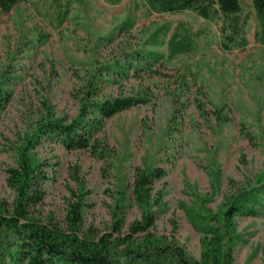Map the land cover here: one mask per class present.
Segmentation results:
<instances>
[{"label":"rangeland","instance_id":"1","mask_svg":"<svg viewBox=\"0 0 264 264\" xmlns=\"http://www.w3.org/2000/svg\"><path fill=\"white\" fill-rule=\"evenodd\" d=\"M239 2L249 16L246 45L229 52L220 48L219 15L156 14L143 0H25L0 10V94L7 97L0 100V200L13 201L7 169L40 120L70 122L87 98L140 97L146 102L104 120L87 149L68 150L55 137L35 141L29 153L49 173L38 212L63 223L74 193L82 196L85 229L101 235L119 221L127 234L142 219L131 196L135 170L160 168L151 239L198 261L202 223L264 181V45L251 0ZM176 34L189 51L168 58ZM136 51L164 60L124 78L106 74L107 66L134 62ZM258 201L249 205L256 215L232 219L224 242L232 264H264V193Z\"/></svg>","mask_w":264,"mask_h":264},{"label":"trees","instance_id":"2","mask_svg":"<svg viewBox=\"0 0 264 264\" xmlns=\"http://www.w3.org/2000/svg\"><path fill=\"white\" fill-rule=\"evenodd\" d=\"M25 0H0V10L10 11ZM148 11L156 14H180L190 11L204 20L221 17L219 26L220 48L229 52L246 45L248 14L244 13L239 0H143ZM258 23L256 40L264 45V0H251ZM66 14H60V22ZM168 58L186 54L189 41L172 35L167 43ZM134 61L127 64L107 66L106 74L124 78L133 70L135 74L164 60L158 53L140 51L129 54ZM94 83L88 86V97L93 95ZM95 86V85H94ZM97 87H95L96 89ZM95 91V90H94ZM6 96L0 94V100ZM146 102L140 97H115L101 101L85 102L78 116L66 122L52 115L40 120L35 135L17 149L14 167L7 169V184L14 191L11 203L0 200V264H232L225 240L232 235L235 215H256L250 204L259 205L258 195L264 193V181L249 191L237 193L229 200L222 213L215 214L202 223L204 234L201 240L202 252L198 261H192L184 250L171 244L151 239L149 230L154 223L152 207L160 204V193L154 191V182L165 176L160 168L136 169L131 186V196L142 211V219L130 225L128 233L121 234V222L116 221L111 232L101 235L92 229H85L82 196L73 193L67 205L63 223L51 219L42 220L38 207L45 197L44 184L49 180L46 163L33 160L29 150L41 138H56L68 150L87 149L94 134L104 120L115 114ZM211 218V219H210ZM205 219V218H204ZM143 236V241L135 238ZM123 246L116 251V246Z\"/></svg>","mask_w":264,"mask_h":264}]
</instances>
